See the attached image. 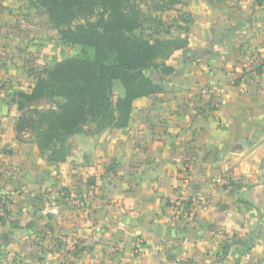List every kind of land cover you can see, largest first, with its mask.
I'll use <instances>...</instances> for the list:
<instances>
[{
	"label": "crops",
	"instance_id": "crops-1",
	"mask_svg": "<svg viewBox=\"0 0 264 264\" xmlns=\"http://www.w3.org/2000/svg\"><path fill=\"white\" fill-rule=\"evenodd\" d=\"M182 10L166 91L137 99L127 127L73 136L58 166L15 129L37 60L0 61V264H264V0Z\"/></svg>",
	"mask_w": 264,
	"mask_h": 264
},
{
	"label": "trees",
	"instance_id": "trees-1",
	"mask_svg": "<svg viewBox=\"0 0 264 264\" xmlns=\"http://www.w3.org/2000/svg\"><path fill=\"white\" fill-rule=\"evenodd\" d=\"M33 3L45 10L62 43L94 48L93 58L70 56L35 72L32 89L17 91L12 97L19 109L15 123L18 139L37 143L41 156L50 165L58 166L70 155L73 136L127 127L137 99L166 91L157 76L174 73V67L166 61L176 50L188 49L189 38L164 36L171 34L179 16H173V22L167 24L163 14L185 6L188 0ZM177 11L184 13L185 26L179 27L188 32L191 14ZM140 30L148 34H139ZM117 80L124 88L118 96ZM11 202L9 195L0 193L7 217ZM4 219L0 216V220Z\"/></svg>",
	"mask_w": 264,
	"mask_h": 264
},
{
	"label": "rangeland",
	"instance_id": "rangeland-1",
	"mask_svg": "<svg viewBox=\"0 0 264 264\" xmlns=\"http://www.w3.org/2000/svg\"><path fill=\"white\" fill-rule=\"evenodd\" d=\"M144 4L142 2V5ZM183 7L179 5L174 8L176 10L171 8L163 14L167 24L173 22V15L178 14L177 9L182 10ZM41 9L43 8L37 7L33 0H7L0 3V12L7 15L4 18L0 15V61H5V59L14 61L18 55L23 62L26 60L27 63H31L33 60H37L35 62L37 66H33L32 70L37 68L41 71L66 57L79 55L93 58L94 48L92 47L68 46L62 43L58 31L53 27L45 10L43 9L44 11L41 12ZM183 14L179 13V17L171 29V34L164 36H184L182 34L175 35V32L184 31L183 28L179 27L185 26L182 19ZM138 33L147 35L148 31L140 30ZM27 43L34 44L31 47H26ZM17 64L18 62H16ZM122 92H124L122 83L117 80L115 94L118 96Z\"/></svg>",
	"mask_w": 264,
	"mask_h": 264
},
{
	"label": "built area",
	"instance_id": "built-area-1",
	"mask_svg": "<svg viewBox=\"0 0 264 264\" xmlns=\"http://www.w3.org/2000/svg\"><path fill=\"white\" fill-rule=\"evenodd\" d=\"M245 67H247L249 69H253L256 66H254V64L252 62H246L245 63ZM221 91L224 92V89H222ZM184 175L188 176V171H185ZM222 181H223L222 178L218 179V182H222ZM186 201L189 202V209L191 210L192 214L195 213L196 207L198 205H201L200 198L196 194L191 195ZM184 205H185V208H186L187 207L186 206L187 203L185 202ZM52 212L55 213L56 209H52ZM0 216L7 217V213H6L5 208H4V206L2 204H0Z\"/></svg>",
	"mask_w": 264,
	"mask_h": 264
},
{
	"label": "water",
	"instance_id": "water-1",
	"mask_svg": "<svg viewBox=\"0 0 264 264\" xmlns=\"http://www.w3.org/2000/svg\"><path fill=\"white\" fill-rule=\"evenodd\" d=\"M40 11H41V12H43L44 10H43V9H41Z\"/></svg>",
	"mask_w": 264,
	"mask_h": 264
}]
</instances>
